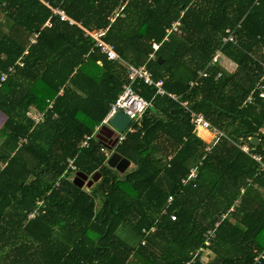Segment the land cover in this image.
<instances>
[{"label":"trees","instance_id":"16d2710c","mask_svg":"<svg viewBox=\"0 0 264 264\" xmlns=\"http://www.w3.org/2000/svg\"><path fill=\"white\" fill-rule=\"evenodd\" d=\"M79 25L105 30L123 60L146 65L179 99L137 82L151 105L114 147L109 132L79 145L123 92L127 69ZM228 30L236 43H223ZM218 49L233 70L208 67ZM11 67L0 86V264H186L215 228L191 264H251L264 249V168L232 142L242 138L264 163V0H0V76ZM181 101L230 140L207 151ZM112 148L134 168L108 166ZM77 173L101 178L79 187Z\"/></svg>","mask_w":264,"mask_h":264},{"label":"built area","instance_id":"2783aa9c","mask_svg":"<svg viewBox=\"0 0 264 264\" xmlns=\"http://www.w3.org/2000/svg\"><path fill=\"white\" fill-rule=\"evenodd\" d=\"M51 9L56 15L60 16V19L62 21H68L72 25L76 24V22L72 18H70L65 13V11L63 9H61L60 7L51 8ZM121 12H122V9L119 10L116 14L110 16L109 17L110 21L114 22L115 19L120 15ZM179 25H180L179 22L175 23L173 25L172 29L168 31V34H170L172 31H177ZM79 26L85 31L87 36L94 39L95 47L101 49V51L107 55L109 60L121 62L126 66L127 79H128L127 83L123 87V92L119 95V97L116 99V101L111 104L110 111L107 114V116L104 118L102 123L95 128V131L98 130L97 134H95V132H94L91 135H86L79 145L80 148H88L90 146V142L94 138H97L98 133L100 132V130L103 127H111L110 120L115 116V114L118 111H123L130 118L131 123L126 128L125 133H119V134H116L115 136L112 135L111 136L112 140H114L116 143H121L125 140L127 133L135 131V128L132 127V123L137 122L139 117H141V115L151 105V103L149 101L145 100L144 98H142L141 96H139L136 93L134 86L137 82H143L146 85L155 86L157 88V94L168 95L171 98H173L174 100L179 101L177 95L168 93L164 90L163 80L155 81L153 79L152 74L148 70L146 65H142V66L138 67V66L130 64V63L126 62L125 60H123V58L120 56V54L116 51L115 47L111 43H108L103 39V36L106 33L105 30L90 31V30L82 27L81 25H79ZM227 32H228V35L223 38V43H227V42L236 43L235 36L232 33H230L229 30ZM153 47H154V50L156 52L159 49L160 45L154 44ZM150 58L154 59L155 54H151ZM224 60H226L225 55L222 53L221 49H218V50H216L214 56L212 57L211 62L208 64L209 65L208 67H212V66L216 65L217 63L223 65ZM18 62L20 65H23V63L21 61H18ZM13 72H15V69H14V67H11L9 69L8 73H4L0 76V86L2 83H4L7 80L8 75L13 73ZM208 76H209V72H208L207 68L200 71L197 79L190 82V84H189L190 88L196 87L197 85H199L200 80L202 78H207ZM220 76H221V73H218L216 78H219ZM259 88H260L259 96L261 98H264V87L261 86ZM252 101H253V96L249 97L248 103H251ZM180 104H181V106L184 107V109L190 111L191 119H192V122L195 126V133L199 136L198 132L200 129H202L204 131H207L210 134V137H211L210 141H206L208 144L207 148H206L207 151H209L211 149V147L220 138H223V137L228 138L222 131H220L218 128L214 127L205 118V116L202 113H196V112L190 110V106H189L188 101H181ZM27 115L30 118H32L35 121V123H39V121L43 117V114L39 113V112L38 113L28 112ZM201 138L204 139L203 137H201ZM232 142L235 145H237L242 151L250 154L252 156V158L255 159L261 165V167L264 168V163H263L262 157L259 154L251 153L249 146L246 144V142L242 138L240 139V142H238V143H236L234 141H232ZM100 150H101V152H106L107 148L102 146L100 148ZM68 167L73 174H75L77 172V166L75 165L73 159L68 160ZM196 178H197V168H193L191 170L189 176L182 181V185L185 186L187 183L196 180ZM85 187H87V186H85ZM173 200H174V196H169V198L167 200L166 208L163 210V214L167 213V210H168L169 206L172 204ZM42 204H43L42 202H40V201L38 202L39 206H41ZM39 214H40L39 209H36L35 211H33L29 215V219H34ZM225 217L226 216H223V218H225ZM171 219L173 221L177 220V215L172 214ZM218 225H219V223L216 224V227H218ZM215 230H216V228L211 230L210 232H208V234L206 235L205 243H204L205 247L199 249L196 252V255L199 254L200 252H205V253L208 252L206 247H208L210 245V239L214 238ZM150 231H154V227L151 228ZM143 232H145L147 234L149 231L144 229ZM196 255L193 257L192 261H189L186 264H191L195 260ZM263 261H264V249L262 251H259L256 253L254 260L251 264H261Z\"/></svg>","mask_w":264,"mask_h":264},{"label":"water","instance_id":"95a60500","mask_svg":"<svg viewBox=\"0 0 264 264\" xmlns=\"http://www.w3.org/2000/svg\"><path fill=\"white\" fill-rule=\"evenodd\" d=\"M159 63H162L161 59H159ZM130 123V118L123 111H118L110 120V125L112 128L103 127L98 133L97 138L101 139V136L106 137L107 132H109L110 137L112 135L115 136L118 132H124ZM251 143L255 146H258L260 142L259 139L255 137L251 139ZM115 144L116 142L114 141L111 147H114ZM107 165L121 173H124L130 167L131 162L125 158H122V156L114 152L111 157L108 158ZM100 178L101 175L99 173H96L91 177H89L87 174L77 173L74 182L79 187H91Z\"/></svg>","mask_w":264,"mask_h":264},{"label":"rangeland","instance_id":"374dc122","mask_svg":"<svg viewBox=\"0 0 264 264\" xmlns=\"http://www.w3.org/2000/svg\"><path fill=\"white\" fill-rule=\"evenodd\" d=\"M223 65H224V66L229 65V67H228L229 70H233L234 67H235V64L232 63V62H231L230 60H228V59H226V60L223 61ZM3 117H5V116H3ZM1 122H2V119H0V124H1ZM111 128H112V127H111ZM97 131H98V130H97ZM97 131H95V134H97ZM203 132H204V133L206 132L208 135H210L207 131H204V130L200 129L199 132H198L199 136H201V137L204 138L205 135H203ZM119 133H125V131H124V132H118L117 134H119ZM113 151H114L113 148H112L111 150H108V151H107V153H109V157H108V158H110L111 155L114 153ZM133 168H134V165H131V167H129L125 172L130 171V170H132ZM116 175L119 176V175H122V174L116 171ZM262 192H263V193H262ZM262 192H261V193H262V195H263V197H264V191H262ZM263 197L261 196L262 199H264ZM98 205L101 206V200H100V199H98Z\"/></svg>","mask_w":264,"mask_h":264},{"label":"crops","instance_id":"0c3cea01","mask_svg":"<svg viewBox=\"0 0 264 264\" xmlns=\"http://www.w3.org/2000/svg\"><path fill=\"white\" fill-rule=\"evenodd\" d=\"M0 119H3L2 114H0ZM203 135H205V137H204L205 141H210V139H211L210 135H208L206 132L205 133L203 132ZM131 165H134V164L131 163ZM131 165H130V167H131Z\"/></svg>","mask_w":264,"mask_h":264}]
</instances>
